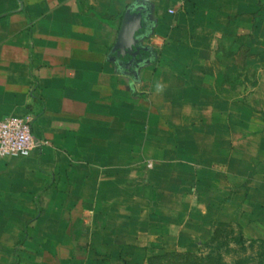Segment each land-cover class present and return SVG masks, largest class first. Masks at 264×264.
<instances>
[{
    "label": "crops",
    "instance_id": "0c3cea01",
    "mask_svg": "<svg viewBox=\"0 0 264 264\" xmlns=\"http://www.w3.org/2000/svg\"><path fill=\"white\" fill-rule=\"evenodd\" d=\"M27 116L45 145L0 159V264H147L230 221L264 240V0H0V120Z\"/></svg>",
    "mask_w": 264,
    "mask_h": 264
},
{
    "label": "rangeland",
    "instance_id": "374dc122",
    "mask_svg": "<svg viewBox=\"0 0 264 264\" xmlns=\"http://www.w3.org/2000/svg\"><path fill=\"white\" fill-rule=\"evenodd\" d=\"M244 225L216 223L209 232L198 233L191 244L190 240H180L178 246L190 245L192 252L187 247L175 248L152 256L147 264H264V240L247 238Z\"/></svg>",
    "mask_w": 264,
    "mask_h": 264
},
{
    "label": "built area",
    "instance_id": "2783aa9c",
    "mask_svg": "<svg viewBox=\"0 0 264 264\" xmlns=\"http://www.w3.org/2000/svg\"><path fill=\"white\" fill-rule=\"evenodd\" d=\"M32 129L33 119L28 116L0 120V159H26L42 148L45 144L34 138Z\"/></svg>",
    "mask_w": 264,
    "mask_h": 264
},
{
    "label": "water",
    "instance_id": "95a60500",
    "mask_svg": "<svg viewBox=\"0 0 264 264\" xmlns=\"http://www.w3.org/2000/svg\"><path fill=\"white\" fill-rule=\"evenodd\" d=\"M142 29V15L128 11L123 20L122 28L119 34L118 42L114 48V52H116L118 56L130 55L136 59L140 54L137 37Z\"/></svg>",
    "mask_w": 264,
    "mask_h": 264
}]
</instances>
